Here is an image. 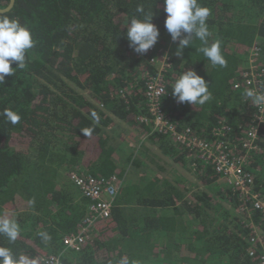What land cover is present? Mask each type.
I'll use <instances>...</instances> for the list:
<instances>
[{"label":"trees","instance_id":"1","mask_svg":"<svg viewBox=\"0 0 264 264\" xmlns=\"http://www.w3.org/2000/svg\"><path fill=\"white\" fill-rule=\"evenodd\" d=\"M8 3L0 0V8ZM198 3L210 10L209 43H219L224 67L197 52L201 42L195 39L182 57L175 55L178 42L164 27V0H15L4 13L31 30L35 46L26 68L0 84V113L8 108L21 116L16 125L0 116V218L15 220L20 230L15 242L0 235V246L30 264L61 253L63 237L78 231L90 203L69 177L77 171L116 176L121 186L111 216L95 223L93 238L80 251L63 253L65 264H120L122 258L128 264H260L264 213H243V199L213 165L139 119L148 115L146 80L158 71L151 59L169 47L165 111L180 129L210 141L225 121L231 129L225 138L236 147L234 154L242 155L241 139L255 109L245 95L248 89L236 88L235 82L241 81L257 42L264 67V0ZM138 7L153 15L160 32L157 44L142 55L129 47L126 36L130 20L144 17ZM191 69L209 83L212 96L204 105L180 104L172 95L174 80ZM93 111L99 124L91 119ZM84 128L93 129L89 137ZM131 130L157 144L173 163L192 169L200 187L189 193L186 188L193 184L172 178L171 166L164 167L144 142L132 147L138 155H119L116 137ZM260 144L246 167L254 176L253 189L264 198V139ZM144 156L167 175L150 176ZM130 164L143 170L138 177H124ZM252 224L260 234L252 233ZM41 232L50 239L43 240Z\"/></svg>","mask_w":264,"mask_h":264},{"label":"built area","instance_id":"2","mask_svg":"<svg viewBox=\"0 0 264 264\" xmlns=\"http://www.w3.org/2000/svg\"><path fill=\"white\" fill-rule=\"evenodd\" d=\"M259 45L257 42L248 52L247 64L242 68L241 81L235 82L236 88L245 86L248 90L254 89L264 93V67L260 59ZM169 49L165 47L157 50L158 56L154 54L151 59L157 64L158 71L146 80L148 115L142 114L139 119L145 122L151 121L154 131L171 137L176 144L196 153L197 157L205 163L213 165L243 199L244 203L241 207L243 213L250 216L251 209L264 213V198L253 189L254 176L246 167L248 160H251L254 153L259 151L260 143L264 139V133L261 130L264 127V105L257 106L252 103L255 109L254 121L248 129L244 130V137L241 139L242 155H235L236 147L232 140L225 138L231 130L225 121H222L221 126L214 131L215 139L211 141L194 134L190 128L180 129L163 107V98L167 94L166 73L171 68ZM69 177L90 200L87 214L78 231L63 237V251L58 255L42 256L41 264H65L64 252L80 251L87 241L93 238L91 232L95 223L111 216L113 201L121 186L116 176L103 178L71 171ZM252 233L260 234L254 225ZM255 240L256 236L253 238V241ZM249 252L250 255L255 254L252 249H249ZM260 264H264V256Z\"/></svg>","mask_w":264,"mask_h":264},{"label":"clouds","instance_id":"3","mask_svg":"<svg viewBox=\"0 0 264 264\" xmlns=\"http://www.w3.org/2000/svg\"><path fill=\"white\" fill-rule=\"evenodd\" d=\"M137 12L144 13L143 7H138ZM164 12L166 19L164 27L171 36L173 43L178 42L175 51L177 57H182L186 47L192 46L193 40H199L201 46L197 52L210 61L213 66H226V59L221 52L218 42L209 43L211 32L207 24L210 10L201 6L198 0H164ZM153 15L144 13L143 19L133 17L127 25V40L129 47L137 54H144L158 42L160 32L152 22ZM35 46V40L31 30L22 25L19 20L10 18L0 13V84H3L6 76L14 75L17 70H23L27 65V54ZM17 67L13 68L12 65ZM172 95L177 103H189L192 105H204L211 99L209 83L197 74L194 69L184 71L172 84ZM252 103L257 106L264 105V93L249 89L245 93ZM0 116L12 124L20 122L18 112L5 108ZM91 119L99 124L100 117L93 111ZM93 129H81L85 137L91 135ZM19 226L15 220L0 218V235L9 242H15L19 236ZM45 241L50 239L45 232L39 233ZM0 264H30L25 256L17 257L8 247L0 246ZM120 264H128L127 258H122Z\"/></svg>","mask_w":264,"mask_h":264},{"label":"rangeland","instance_id":"4","mask_svg":"<svg viewBox=\"0 0 264 264\" xmlns=\"http://www.w3.org/2000/svg\"><path fill=\"white\" fill-rule=\"evenodd\" d=\"M120 129H118L117 130V132L116 133H118V131H119V133H121L122 132V127H119ZM118 133V134H119ZM125 134L126 133H124V136H125ZM118 136V135H117ZM139 137H140V139H139ZM131 138H133V139H131ZM124 139V143L125 144H123V145H125V149H124V151L126 150L128 153L129 152H133L134 151V153H137V155H138V151L137 150H135V149H132V150H130V148H127L128 146H127V144L129 143V142H134V143H131L132 145L130 146V147H135V148H137L138 147V149H139V147L141 148V144L144 142L145 143V138H144V136H142L140 133H138V132H136V133H134V134H132V136L131 137H127V139L128 140H126L125 138H123ZM116 142H118L117 140H116ZM154 148H157L156 146L154 147ZM154 151H157L156 149H154ZM140 157V156H139ZM161 157V161H160V159H159V162L161 163V164H163L164 165V167H168V165H170L171 166V168H168V170L171 172V177L172 178H177L179 181L181 180L182 182H184V180H183V178H182V175H185L186 176V178H187V181H189V182H191L193 185H188L187 186V188L186 189H188V191H189V193H192V191L194 190V189H196L197 187H200V183H199V180H198V178L195 176V174L193 173V170L192 169H190L189 167H182L181 165H178V164H175V163H173L172 162V160L170 159V158H167V157H162V156H160ZM143 159L145 160V156L143 157ZM148 164H150V162L149 161H147V160H145ZM149 167L151 168L150 170H148V171H150V172H148L149 174H151V173H153V171H159L158 170V168L157 167H155L153 164L151 165H149ZM137 171H143V170H141V167L140 166H133V164H130L127 168H126V170H125V173H124V177H126V176H132V175H135L136 174V176L135 177H137L139 174L137 173ZM9 212H11V211H9Z\"/></svg>","mask_w":264,"mask_h":264},{"label":"crops","instance_id":"5","mask_svg":"<svg viewBox=\"0 0 264 264\" xmlns=\"http://www.w3.org/2000/svg\"><path fill=\"white\" fill-rule=\"evenodd\" d=\"M132 132H130V134H125V136H124V134L123 135H121V136H117L116 138H117V141H118V146H117V148H118V153H119V155H121V153H124V149H125V145L124 146H122L123 144H125L124 143V139L123 138H125L126 140H128L127 139V137L129 136V137H131L132 136V134H134V133H136V132H138V131H134V130H131ZM145 138V137H144ZM131 139H133V138H131ZM139 139H140V137H139ZM131 143H134L133 141L132 142H129L128 144H127V148H130V150H132V147H130L132 144ZM145 145L146 146H148L153 152H155L156 154H158V156H162V157H166V156H164L163 154H162V151H161V149H160V147L156 144V145H151L149 142H147V141H145ZM157 147V148H154V147ZM124 148V149H123ZM154 149H156L157 151H154ZM126 151V150H125ZM158 172V173H157ZM137 173H138V171H137ZM169 173L171 174V172L169 171ZM158 174H160V175H167V173H163V172H160V171H154L153 173H151V175L150 176H153V175H158ZM138 177V176H137ZM184 177L186 178V176L185 175H182V178H183V180H184V182H185V179H184Z\"/></svg>","mask_w":264,"mask_h":264},{"label":"water","instance_id":"6","mask_svg":"<svg viewBox=\"0 0 264 264\" xmlns=\"http://www.w3.org/2000/svg\"><path fill=\"white\" fill-rule=\"evenodd\" d=\"M14 4H15V0H9V3L6 7L0 8V13L4 14L9 12L13 8Z\"/></svg>","mask_w":264,"mask_h":264}]
</instances>
